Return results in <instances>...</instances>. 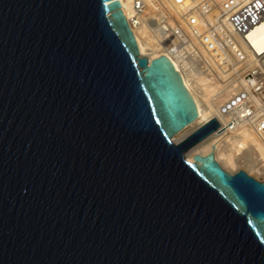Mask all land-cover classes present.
I'll return each mask as SVG.
<instances>
[{
	"label": "water",
	"instance_id": "95a60500",
	"mask_svg": "<svg viewBox=\"0 0 264 264\" xmlns=\"http://www.w3.org/2000/svg\"><path fill=\"white\" fill-rule=\"evenodd\" d=\"M198 118L120 0H0V264H264V180L190 161Z\"/></svg>",
	"mask_w": 264,
	"mask_h": 264
},
{
	"label": "built area",
	"instance_id": "2783aa9c",
	"mask_svg": "<svg viewBox=\"0 0 264 264\" xmlns=\"http://www.w3.org/2000/svg\"><path fill=\"white\" fill-rule=\"evenodd\" d=\"M127 19L153 39L142 55L176 61L191 87L205 79L232 89L210 118L220 124L213 134L248 129L264 144V0H133Z\"/></svg>",
	"mask_w": 264,
	"mask_h": 264
},
{
	"label": "bare ground",
	"instance_id": "6f19581e",
	"mask_svg": "<svg viewBox=\"0 0 264 264\" xmlns=\"http://www.w3.org/2000/svg\"><path fill=\"white\" fill-rule=\"evenodd\" d=\"M120 2L126 17L130 18L133 14V0H120ZM133 31L135 33L141 53H147V50L153 44V39L150 37L148 38L147 42L141 39L137 29H133ZM257 32L258 37H264V24L258 28ZM172 62L175 68L182 75L183 81L194 97L199 110V118L187 128H185L188 129L194 126L193 129H188L189 131L186 132L184 129L174 137L175 141H181L201 124L205 123L211 117L216 115L218 106L231 94L232 89L230 87H218L213 84H208L206 83L205 79H201L198 86L191 87L189 84V79L179 68L178 63L174 60H172ZM212 150L215 151L216 158L219 160V162H221V165L225 169H227V166L235 167L236 164H238L237 159L240 157L241 159H244L242 163L246 162V169L244 170H246L248 173L253 172L252 170L256 168L257 163H262L261 167L257 169L259 171L261 170L264 174V144L253 132L248 129H242L236 133L225 135L224 137H218L216 134H211L209 137L191 149L186 156L190 161H193V153L209 152ZM238 166L239 167L237 170L241 169V166L244 165L238 164ZM237 170H234V172ZM254 177L257 178L256 176ZM257 179H259V177Z\"/></svg>",
	"mask_w": 264,
	"mask_h": 264
},
{
	"label": "rangeland",
	"instance_id": "374dc122",
	"mask_svg": "<svg viewBox=\"0 0 264 264\" xmlns=\"http://www.w3.org/2000/svg\"><path fill=\"white\" fill-rule=\"evenodd\" d=\"M193 127L194 126H192L191 128H188L189 130H191V129H193ZM188 129H185L184 131L186 132V131H189ZM239 159H237V163L238 164H242V165H244V166H241V169H246V167H245V165H246V162H244V163H242L243 161H244V159H241L240 157H238ZM235 160H236V158H235ZM239 161H241V162H239ZM221 163V162H220ZM222 163H223V161H222ZM238 164H236V166L234 167V166H227V169H229L228 171H231V172H234V170H237V168L239 167L238 166ZM256 169V170H255ZM254 170H252L253 172H251L250 174L252 175V176H256L257 178L259 177V179H261V180H264V174H263V172L261 171H259L258 169H257V167L255 168Z\"/></svg>",
	"mask_w": 264,
	"mask_h": 264
}]
</instances>
